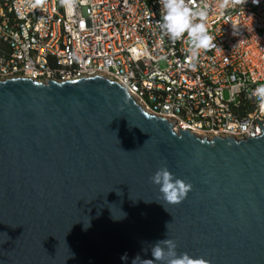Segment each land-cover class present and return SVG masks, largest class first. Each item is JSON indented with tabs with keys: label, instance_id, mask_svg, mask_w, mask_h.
Returning <instances> with one entry per match:
<instances>
[{
	"label": "water",
	"instance_id": "obj_1",
	"mask_svg": "<svg viewBox=\"0 0 264 264\" xmlns=\"http://www.w3.org/2000/svg\"><path fill=\"white\" fill-rule=\"evenodd\" d=\"M163 165L192 185L178 205L150 179ZM167 238L264 264V135L176 133L102 76L0 81V264H139Z\"/></svg>",
	"mask_w": 264,
	"mask_h": 264
},
{
	"label": "built area",
	"instance_id": "obj_2",
	"mask_svg": "<svg viewBox=\"0 0 264 264\" xmlns=\"http://www.w3.org/2000/svg\"><path fill=\"white\" fill-rule=\"evenodd\" d=\"M208 8L217 47L201 51L160 32L159 0H0V81L37 83L102 76L121 86L147 114L176 133L236 141L264 135V107L252 93L264 84V0L221 12L219 0H188ZM49 81V82H48Z\"/></svg>",
	"mask_w": 264,
	"mask_h": 264
},
{
	"label": "clouds",
	"instance_id": "obj_3",
	"mask_svg": "<svg viewBox=\"0 0 264 264\" xmlns=\"http://www.w3.org/2000/svg\"><path fill=\"white\" fill-rule=\"evenodd\" d=\"M42 0H34V4H40ZM67 10H72L77 0H60ZM246 0H219L218 7L223 12L235 5H244ZM160 19L157 26L163 36L170 41L184 40L189 44L188 59L190 67L195 68L196 61L201 51H207L217 47L214 38L209 34L207 17L208 8L193 9L188 0H159ZM258 99L261 107H264V84L259 85L252 93ZM152 183L159 186L161 199L166 204L178 205L187 198L192 185L177 178L166 165L161 166L150 178ZM167 210V209H166ZM168 226V225H167ZM211 264L204 257H193L188 253L177 252V244L167 238L156 241L151 246V259L139 260V264Z\"/></svg>",
	"mask_w": 264,
	"mask_h": 264
}]
</instances>
